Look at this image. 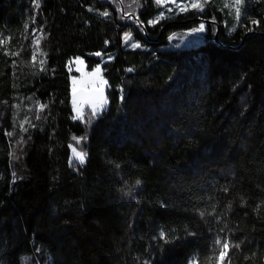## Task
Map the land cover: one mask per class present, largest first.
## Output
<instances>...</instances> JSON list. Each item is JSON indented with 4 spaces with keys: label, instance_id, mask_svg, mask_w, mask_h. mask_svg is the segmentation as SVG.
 I'll return each instance as SVG.
<instances>
[{
    "label": "trees",
    "instance_id": "obj_1",
    "mask_svg": "<svg viewBox=\"0 0 264 264\" xmlns=\"http://www.w3.org/2000/svg\"><path fill=\"white\" fill-rule=\"evenodd\" d=\"M203 9L153 26L154 0H0V264H216L224 243L264 264V0ZM77 57L108 85L84 120Z\"/></svg>",
    "mask_w": 264,
    "mask_h": 264
},
{
    "label": "rangeland",
    "instance_id": "obj_2",
    "mask_svg": "<svg viewBox=\"0 0 264 264\" xmlns=\"http://www.w3.org/2000/svg\"><path fill=\"white\" fill-rule=\"evenodd\" d=\"M117 1L120 2L121 0H117ZM154 2H155V0H154ZM191 2H192V0H161V3L160 4H156V2H155V4L160 7L161 11H160V13L157 15V17L154 20H159L160 21V20H162L165 17L172 16V15H177V14H183V13H187V12H190V11L200 12L199 10H192L190 8ZM199 2L202 4V7L207 2H211L212 4H216V5H218L220 7V9H222L223 11H225V13L227 15H230V16H233L234 15L235 18H236V9L237 8H239V9L241 8V5L243 3V0H241V3L239 5H237L235 3V0H199ZM186 4L189 6L188 11L181 13L179 11V8L180 7H184ZM197 27H195V28H197ZM195 28H193V29H195ZM193 29L188 30V31H180V32H177V33H174V34L170 35L166 39V41H167L166 48H169V49H185V48L193 47V46H196V45L202 43L203 40H204V32L203 33H197V32H194ZM133 32H134V30H131V31L123 34V46L126 49H133L131 47V45L133 43H139V42H137L135 40L134 35H133ZM126 35H129L131 37V39H129L127 41V43H125V36ZM38 39L39 38L37 37L34 40L35 48H37ZM140 48H138V49H140ZM77 58H79V57H77ZM77 58L72 59L69 62V66H68L69 72L71 74V77H70L71 88H72V80H73V78H77V79H83L85 81V85L82 86L84 88V90L93 89L94 86L91 85V84H89V83H87V81L89 79L90 73L96 67L93 70L88 71L86 69V67H85V63H83V65H77L75 63V60ZM79 59H81V58H79ZM111 59H112V57L109 56V55L106 56L104 59L102 58L101 59V65L104 64V63L110 62ZM101 65H99V66L101 67ZM77 67H80L81 68V71L80 72H77L76 71V68ZM101 77L103 78V71H102V69H101ZM97 79H99V78H97ZM103 80H105V79L103 78ZM100 87H102V86H100ZM106 105H107V103H106V100H105L104 101L103 108L100 109V110H98V113L102 112L106 108ZM82 109H83V112H82L83 119H77L76 117H77L78 114L75 112L74 107H73V104H72L73 117H74L75 120H84L87 117H93L92 116V110H91V105L90 104H88V105H82ZM76 142H77V144L80 143V141H76ZM74 149H75L76 152H81L78 149V145L73 146L71 148L70 163H71L72 166H76V165L80 164L78 162V160L75 159V156H74V153H73V150Z\"/></svg>",
    "mask_w": 264,
    "mask_h": 264
},
{
    "label": "snow or ice",
    "instance_id": "obj_3",
    "mask_svg": "<svg viewBox=\"0 0 264 264\" xmlns=\"http://www.w3.org/2000/svg\"><path fill=\"white\" fill-rule=\"evenodd\" d=\"M156 4H160L161 0H155ZM235 3L237 5H239L241 3V0H235ZM190 8L192 10H199L200 12H203L204 9L202 7V4L199 2V0H192L191 4H190ZM189 6L186 4L184 7H180L179 11L181 13L188 11ZM236 19L237 21H239L240 19V9L237 8L236 9ZM213 22H214V18H213ZM149 24L151 25H155L157 23H159V20H149L148 21ZM252 25H258L259 21L258 20H252L251 21ZM206 30V25L204 23H200L199 26L195 29H193L194 32L197 33H203ZM251 30V29H250ZM131 39V37L129 35L125 36V43H127V41ZM131 47L133 49H138L141 47V45L139 43H133L131 45ZM95 55L100 56L101 53L97 52L95 53ZM75 63L77 65H83L84 61L77 58L75 60ZM77 72L81 71L80 67L76 68ZM129 71H131V69H129ZM99 78V79H97ZM87 83L93 85V91H99L100 95L96 98L90 99V100H84L83 99V91L84 88L82 87L83 85H85V81L83 79H77V78H73L72 80V88H71V93H72V103H73V107L75 112L78 114L77 115V119H83L82 116V104L84 103H90L91 105V110H92V116L95 117L98 114V110L102 109L104 106V96H103V92H102V85H104L105 83H107L105 80H103V78L101 77V67L98 65L89 75V79L87 81ZM121 100L123 99V96L121 95ZM41 108L45 107L44 105H40ZM75 159L78 160V162L80 164H84L85 163V153L83 152H76L75 149L73 150ZM13 176H15V173H13ZM161 238L164 237V233L161 232ZM215 243L219 244L220 241H216ZM223 250L219 251V256L218 259L216 260V264H225V260H226V254L229 251V244L228 243H224L223 244ZM230 264V261H229Z\"/></svg>",
    "mask_w": 264,
    "mask_h": 264
},
{
    "label": "water",
    "instance_id": "obj_4",
    "mask_svg": "<svg viewBox=\"0 0 264 264\" xmlns=\"http://www.w3.org/2000/svg\"><path fill=\"white\" fill-rule=\"evenodd\" d=\"M214 40L216 42H218L217 41V35L214 37ZM107 90H108V85L105 83L104 85H102V92H103V96H104V101L106 100ZM99 95H100V92L99 91H93V89L83 91V99L86 101L93 99V98H96ZM71 102H72V93H71ZM88 104H90V103H84L82 105H88Z\"/></svg>",
    "mask_w": 264,
    "mask_h": 264
}]
</instances>
